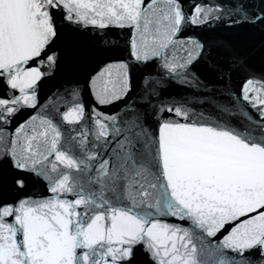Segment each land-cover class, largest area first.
<instances>
[{
    "label": "snow or ice",
    "instance_id": "1",
    "mask_svg": "<svg viewBox=\"0 0 264 264\" xmlns=\"http://www.w3.org/2000/svg\"><path fill=\"white\" fill-rule=\"evenodd\" d=\"M0 264H264V0H0Z\"/></svg>",
    "mask_w": 264,
    "mask_h": 264
}]
</instances>
